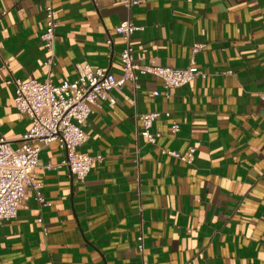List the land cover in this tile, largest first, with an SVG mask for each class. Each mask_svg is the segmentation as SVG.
Listing matches in <instances>:
<instances>
[{
    "label": "crops",
    "instance_id": "obj_1",
    "mask_svg": "<svg viewBox=\"0 0 264 264\" xmlns=\"http://www.w3.org/2000/svg\"><path fill=\"white\" fill-rule=\"evenodd\" d=\"M134 1L52 0L49 72L43 0H0V136L14 148L30 120L6 81L59 85L77 65L122 77L114 28L123 21L137 27V64L185 69L194 60L204 75L169 91L139 76L138 89L113 93L115 105L92 107L80 152L103 160L83 184L56 143L42 149L33 182L44 204L29 189L1 223L0 264H141V233L147 264H264V0ZM144 113L158 114L155 144L140 134ZM192 149L190 164L163 154Z\"/></svg>",
    "mask_w": 264,
    "mask_h": 264
},
{
    "label": "built area",
    "instance_id": "obj_2",
    "mask_svg": "<svg viewBox=\"0 0 264 264\" xmlns=\"http://www.w3.org/2000/svg\"><path fill=\"white\" fill-rule=\"evenodd\" d=\"M138 2L126 0L125 7L130 8ZM42 12L45 18L44 32L40 35L43 48L49 57L44 63L50 72L54 65V50L56 45V19L52 0H43ZM137 30L130 21H123L114 28V32L122 41L120 63L122 77L116 79L113 75L102 69H93L89 65L76 66V78L72 81H63L54 85L50 80L38 82L34 79L21 81L10 77L6 85L14 89V105L18 113L26 115L30 126L21 139L17 148L11 146L10 141L0 136V225L3 221L14 219L18 207L23 203L27 191L35 192L39 204L44 199L39 191V184H34V172L39 164V154L42 149L56 143L63 151L65 165L71 177L77 184H83L92 165L101 162V156L91 157L80 152L88 137L84 130L87 119L93 113L92 107L101 109L103 103L115 105L113 93H120L123 85L129 83L134 90L138 89L139 76H152L159 79L166 91L185 87L203 73L191 60L185 69H171L139 65L133 57L131 36ZM111 45V40H107ZM201 45L192 47V54H197ZM158 96V92L152 93ZM167 93H165V96ZM264 99V92L261 93ZM157 113H144L138 115L141 123V136L148 144H155L159 134L152 133ZM173 134L178 132V125L172 124ZM181 162L190 164L194 158V150L185 155L176 152L163 151ZM53 167L47 166L46 169ZM137 250L141 264H147L144 259V236L141 233L137 238Z\"/></svg>",
    "mask_w": 264,
    "mask_h": 264
}]
</instances>
